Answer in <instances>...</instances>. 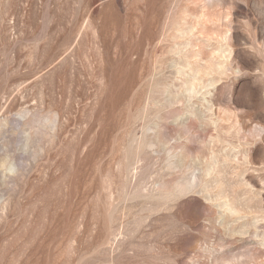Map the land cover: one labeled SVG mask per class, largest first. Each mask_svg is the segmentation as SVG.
Segmentation results:
<instances>
[{"label": "rangeland", "instance_id": "1", "mask_svg": "<svg viewBox=\"0 0 264 264\" xmlns=\"http://www.w3.org/2000/svg\"><path fill=\"white\" fill-rule=\"evenodd\" d=\"M0 264H264V0H0Z\"/></svg>", "mask_w": 264, "mask_h": 264}]
</instances>
